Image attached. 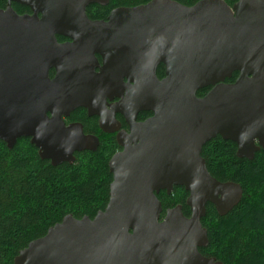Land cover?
<instances>
[{"label":"water","instance_id":"water-1","mask_svg":"<svg viewBox=\"0 0 264 264\" xmlns=\"http://www.w3.org/2000/svg\"><path fill=\"white\" fill-rule=\"evenodd\" d=\"M7 1L32 14L0 10V141L11 149L28 138L40 159L71 164L97 140L63 118L84 108L103 127L101 106L123 92L113 108L130 131L117 135L123 150L108 162L105 209L92 220L65 216L13 264H222L199 253L208 244L201 220L208 204L228 214L242 190L212 178L201 151L216 137L235 144L239 159L264 149V0H152L105 20L85 10L109 0ZM139 112L151 117L137 123ZM173 187L188 194L190 216L178 205L161 219L156 195Z\"/></svg>","mask_w":264,"mask_h":264},{"label":"trees","instance_id":"trees-1","mask_svg":"<svg viewBox=\"0 0 264 264\" xmlns=\"http://www.w3.org/2000/svg\"><path fill=\"white\" fill-rule=\"evenodd\" d=\"M150 1L109 0L104 7L89 6L85 14L90 20H102L112 8L136 7ZM172 1L190 7L201 0ZM223 1L232 7L239 0ZM3 4L0 0V6ZM161 72L159 68L158 75ZM237 76L234 73L226 82L233 83ZM209 90H200L196 95L203 97ZM72 117L84 124L91 120L81 110ZM113 150L112 144L105 142L95 151L75 154L71 164L52 166L40 159L28 138H19L11 149L0 141V264H13L20 250L42 238L65 216L92 219L105 209L112 181L108 160ZM235 150V144L220 137L202 148L201 157L209 175L221 183L238 184L242 197L225 216H219L212 205L206 206L201 225L208 244L199 253L222 264H264V149L251 161L237 158ZM187 196L182 187H174L169 195L158 193L161 218L167 209L178 205L189 217Z\"/></svg>","mask_w":264,"mask_h":264},{"label":"flooded vegetation","instance_id":"flooded-vegetation-1","mask_svg":"<svg viewBox=\"0 0 264 264\" xmlns=\"http://www.w3.org/2000/svg\"><path fill=\"white\" fill-rule=\"evenodd\" d=\"M107 5H108V3L106 5H104V6H107ZM93 6L104 7V6H100V5H90L91 8H93ZM88 7L86 9H88ZM8 8H10L15 14H17L19 16L31 15L32 14L31 11L28 8H26L24 6H21L19 4L13 3V2L8 3L7 0H4V4L2 6H0V10L5 11ZM112 10H113V8L108 11L107 15L102 20H105L107 18L108 14ZM56 39H57V42L59 44L66 43V42L69 41L68 39H65V38H62V37H56ZM96 58L98 60V63L100 65H102L101 58L99 56H96ZM159 68L162 70V72L158 75L157 72H158ZM54 75H55L54 70H50L49 71V78L52 79L54 77ZM164 77H165L164 66L162 64H159L157 66V68H156V78L158 80H162ZM123 81H124V83L127 82L126 79H123ZM125 96H126V94L123 92V94H121V96L119 98L118 97H113L112 99H105L104 105H102L101 108H100L102 113L106 116V117L103 118L105 120V122L103 124V127L100 126V118L98 116H88V112L84 108H77L74 111L70 112V114L67 117L63 118L64 124H65L66 127L73 126V125H80L81 128H82V133L85 136L93 137V138H95L97 140L96 149L101 144L102 145L105 144V142L111 143L112 146L114 147V150H113L112 154L110 155V158H109V160H110L111 157H113L114 155L120 153L123 150L120 147V145L118 144V142H117V135L121 134V133H125V134H129L130 133L129 126L126 123L125 116L123 114H121V113L115 112L114 108H113V106L116 105L118 102H120V100L122 98H125ZM77 110H81L82 113L85 114L86 118H90L91 120L86 122L85 124L80 122V121L74 120L72 115ZM150 117H151V114L149 112H139L136 115L135 122L141 123V122L147 120ZM109 118H111L113 120V123L112 122L110 124L108 123ZM90 126H92V128H90ZM255 144L257 145V143H255ZM236 150H237V148H236ZM236 150H235V154H236ZM85 151H89V150H85ZM82 152H84V151H82ZM89 152H92V151H89ZM78 153H81V152H78ZM78 153H75V154H78ZM75 154H74V157H75ZM109 160H108V162H109ZM160 193H165L166 194L165 191H161V192H159V194ZM77 220H79V219H77ZM39 238H41V237H39ZM39 238H37V239H39ZM37 239H35V240H37ZM32 241H34V240H32ZM32 241H30V242H32Z\"/></svg>","mask_w":264,"mask_h":264}]
</instances>
